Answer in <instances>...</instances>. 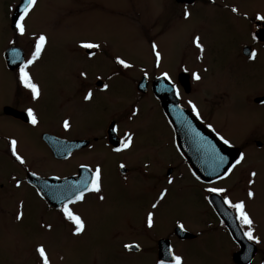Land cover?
<instances>
[{
  "label": "flooded vegetation",
  "instance_id": "af4514ba",
  "mask_svg": "<svg viewBox=\"0 0 264 264\" xmlns=\"http://www.w3.org/2000/svg\"><path fill=\"white\" fill-rule=\"evenodd\" d=\"M21 2L22 0H18L17 3L13 4L12 13L19 7ZM85 3H83L82 9L85 7ZM169 4L171 6V10L168 11L169 17L175 18L176 21L183 20L185 8L191 12L190 24H188L190 27L189 33H187V38L183 44V60L186 62L189 59L188 65L183 62L172 71L165 66L157 68L155 67V57L153 56V68L146 69L147 76L144 75L143 69L133 73H126L121 70L122 66L114 62V57L109 56L107 51L102 47L100 50H93L97 51V55L93 60H88L85 56L86 50L81 49L79 44L81 41H96L77 38L69 44L68 57L65 59L62 67L57 70L58 77L54 86L57 96L52 94V87L46 79L48 70L45 68V65L41 64L45 57L42 56V59L31 67V75L34 81L41 86L42 90V99L39 102L32 101L29 92L18 83L17 64L12 62L14 54L12 57L9 54V59L5 58V53L9 50L12 51L13 47L20 51L17 63L19 59L30 56L35 43V37L31 35L19 37L15 32V24H7L11 29L13 37L3 47V53L0 58V63L2 64L0 72V158L8 159L15 167L11 175L4 178L0 177V189L4 186H10L12 189H15L16 180L13 179L15 177L21 181V187L34 192L45 207L57 216L54 221L71 224L62 218V214L59 211L60 207L56 209L49 207L47 200L42 196L38 188L26 181V176L30 175L40 182L63 181L67 179L73 181L75 178L78 181L90 175V173L80 169L81 164H88L94 168L99 163L104 170L109 169L110 171L109 176L103 172L102 194L106 199H109L111 191L115 189L111 180L116 177L120 184L117 187L125 190L117 199L123 198V204L130 206L132 210L129 217L131 221L128 220L126 224L125 222H119L110 225L112 226L110 234L116 236L121 231H125L130 236L148 238L149 235H146V230H149L146 228V214L151 208L143 207L140 204V201L145 199L147 190L148 172H145L147 168L144 167L147 164V160L140 162V164H137L135 161L139 154L136 150L139 144L140 149H142L143 141L141 138H135L134 147L130 151L115 153L112 149L118 146V136L122 138L124 132L135 131V133L139 134L142 132L139 128L143 124L149 123L151 126L152 114L156 110V113L164 124L167 125L170 132L167 145L171 149V153H168L162 161H158L155 164L154 172H156L157 183L167 184L168 177L172 176L175 181L174 187L178 189L175 193L179 197H187L189 189L197 188L201 193L205 209L202 213L194 214L193 218H196L193 219L190 225H186L187 231L185 233H188L189 237L184 239H179L176 235V222L171 226H167L156 219V222L159 221L160 224L157 225L155 223V228L151 230L158 238L154 240V249L148 248L147 250L150 251L149 253H154L157 264L159 259L158 244L160 241L168 242V245L174 247L176 253L179 254L181 251L178 249V245L190 246L198 241L216 239L218 234H221L226 237L228 244L234 248L227 264H234L233 256L240 250V245L231 236L226 223L224 222L222 225V220L214 213L211 204L208 203V199L214 194L207 193L205 188L209 186L226 187L229 190L228 195L230 196V191L233 190L232 187L236 185L238 186L237 189H239L243 186V181L247 176H250L251 171H254V164L257 162L256 159L259 158V154H264V132L254 131V129L249 131L248 129L250 123L255 122L254 115H257L260 110L264 113V91L262 93H253V81L244 74V71L248 73L252 68L257 66L264 67V30H258L254 26V19L249 21V24L246 26L238 24V21L235 22L236 24H227L225 18L228 14L234 19L241 17V15L231 12V8L233 6L237 7V5L229 4L227 0H215V2L213 0H169ZM194 17H198V22H203L204 24H192L194 23ZM254 31H258V43L251 39V33ZM196 35L202 37V42L206 48L203 60L197 58L199 50L192 43ZM12 40H16L14 46L10 44ZM153 40L160 45L158 39L152 37L150 40L147 39V47L150 49ZM218 42L221 43L223 50L232 51L231 56L234 57L237 65V79H227L221 74H213L207 66L205 61L206 53ZM251 50L258 52L256 61H251L248 58ZM211 55L214 56L215 53L212 52ZM99 57L107 60L110 65L109 68L104 69L105 73H94L88 75L87 79L80 77L79 73L81 71L88 72L89 70L86 66L96 59L98 60ZM184 68H187L188 71H183ZM165 71L172 76L180 88L181 97L179 99H177L173 91L169 90L170 85L168 81L162 78V73ZM193 72H198L202 79L200 81L194 80L192 76ZM97 76H102L103 80H98ZM109 77H112V79H109ZM103 83L110 84V91L113 92L112 95L109 92L104 93L100 91ZM127 84L128 88L125 96L131 95L134 97V101H130V105L128 103L115 117H109L107 121L102 123H99L98 120L92 128H86L83 124L84 109L100 107L104 98H109L112 106L122 101L125 102L126 99L124 96L121 97L120 93L123 94ZM89 88L95 93V98L92 102L83 100V96ZM228 91L237 92L236 95L239 103H242V108L238 111V115L247 124L244 135H238L237 132L229 131L227 128V124H230L229 117L232 106V98L226 93ZM52 98H55L60 106H68L69 111L62 117H56L53 114L51 110ZM189 100L197 105L201 119H198L192 112L191 107L187 103ZM28 107H33L37 111L40 123L36 127L28 123L26 113V108ZM133 107H138L140 113L138 117L130 120L129 116ZM180 118L184 121L181 130L189 149V161L182 156L176 143V133L172 120ZM64 119L70 120L72 125L70 131L63 129L62 124ZM114 122L120 126L119 134L111 131ZM209 124L213 125L215 132L208 128ZM216 133L229 139L232 146L224 145ZM238 137L241 140L239 143L233 140V138L236 139ZM13 138L18 141L19 154L23 157L24 155L32 157L30 159L31 164L35 163V158L38 160V163L36 162L35 164L40 165L42 163L38 158L42 157L40 152L43 150L48 160L53 161L51 166L59 168V170L49 171L50 173L45 174L47 171L45 172L42 168H31L28 167V164L21 165L10 154L9 141ZM212 138L227 147L231 155L235 156L234 160L239 157L240 152H244L246 155L243 165L239 166L228 179L218 181L215 184H209L207 181H216L217 177L214 178L211 173L213 166L217 167L220 165L218 155L222 154L217 153L215 156H212ZM53 141L76 142L77 144L75 149H60L56 153L49 146V143ZM158 144L159 142L155 140V146L152 149L154 152H156ZM32 151L34 154H30V156L29 152ZM68 153H71V155H68ZM120 163H125L127 168L120 169ZM68 165L72 166L73 169L69 173H63L62 170L66 169ZM33 172L37 173V175L32 176L31 173ZM193 173L200 176L206 183L197 181ZM125 176H127V180L124 179ZM55 177H61V179L57 180ZM131 177H140L144 187L137 189L133 186H126V184L130 183ZM236 177H240V181H232ZM181 180L183 182L179 186ZM134 183L138 182L134 181ZM91 197L97 201L99 200L95 193H89L86 196L87 199ZM82 204L73 205L74 211L78 214H80V211L77 208ZM229 210L234 217V210ZM194 223H198L199 225L195 226ZM236 225L242 233V229L238 226L237 222ZM254 227L255 235L259 237L255 220ZM246 241L255 248V255L249 264H261L258 257L260 252L264 251V242L255 244L247 239ZM125 244H138V242L137 240L130 239L122 244L123 251L129 255L143 254L144 252L146 255L148 254L143 247H141V251L134 249L132 252H128L124 248ZM187 251L190 252V250L183 248V255Z\"/></svg>",
  "mask_w": 264,
  "mask_h": 264
},
{
  "label": "rangeland",
  "instance_id": "374dc122",
  "mask_svg": "<svg viewBox=\"0 0 264 264\" xmlns=\"http://www.w3.org/2000/svg\"><path fill=\"white\" fill-rule=\"evenodd\" d=\"M18 0H0V58L3 47L13 37L9 18L12 13V6ZM229 4H235L240 9L241 17L232 18L229 14L225 18L227 24H238L246 26L254 19L257 13H264V0H227ZM86 2V3H85ZM85 7L82 9V5ZM108 8V9H107ZM171 6L169 0H38L37 6L30 13L27 19V35L36 37L44 34L48 37V45L45 49L42 65L48 70L46 79L51 85V92L57 96L54 86L58 77L57 70L60 69L68 57L69 44L77 38L94 40L101 44L109 56H121L131 62L134 67L123 69L126 73H133L141 69L153 68V56L150 48L147 47V39L156 37L160 42L159 50L162 53L161 66L175 69L185 62L183 60V44L189 33L190 20L176 21L169 17ZM243 13H247L249 19L243 18ZM175 20V21H174ZM192 24L199 23L198 17H194ZM156 24V25H154ZM184 24V25H182ZM164 33V35H163ZM160 38V39H159ZM164 39V40H163ZM173 40V42H172ZM5 52V51H4ZM215 53L214 56L211 53ZM232 51H225L221 43H216L206 53L205 61L213 74L237 79V65L231 56ZM46 61V62H45ZM1 62V61H0ZM40 64V65H41ZM189 64V59L185 62ZM110 65L104 58H98L91 62L86 68L88 75L94 73L104 74ZM2 64L0 63V72ZM253 81L252 92L262 93L264 91V67L257 66L248 73L244 71ZM128 84L125 86L123 94L120 96L126 99L125 102L112 106L109 98H104L103 103L98 108H86L83 111L84 126L92 128L99 120V123L107 121L109 117H115L120 113L134 97L126 95ZM251 92V93H252ZM232 98L231 113L227 128L235 131L238 135H244L247 124L238 115L242 108V103L236 95L237 92H226ZM112 95L113 92L109 91ZM55 98L51 99V110L56 117L65 115L69 108L62 105L58 107ZM229 111V112H230ZM151 126L149 123L143 124L139 134L135 133V138H141L143 147L140 144L137 148L138 156L135 159L137 164L147 160L148 182L146 183L145 199L140 201L143 207L151 208V204L158 197L159 192L164 188H169V195L162 206L157 210L156 219L162 224L171 226L177 220H182L186 225L193 221L194 214L204 212L205 206L202 202L200 191L189 189L187 197L176 196L178 190L174 185L157 183L155 176V164L162 161L168 153H171L167 142L170 132L167 125L160 119L156 110L152 114ZM255 122L250 123L249 131L264 132V113L260 110L254 115ZM249 123V121H248ZM138 130V129H137ZM155 140L159 142L156 152L152 150ZM233 140L241 142L240 138ZM34 154V152H29ZM42 161L40 165L35 158V163L31 164L32 157L25 156L26 164L31 168H42L47 174L49 171L59 170L53 168L45 152L41 150ZM31 156V155H30ZM264 154L260 153L257 162L254 164V171L257 172L255 184L252 190L256 193L254 199H248L247 189L250 176L243 181L242 187L234 185L230 191L233 201L244 200L247 211L255 220L259 238L264 242ZM90 159V158H89ZM15 165L8 159L0 158V177L4 178L13 173ZM73 169L68 165L63 173H69ZM105 175H110L109 169L103 168ZM62 176V175H60ZM240 181L236 177L232 181ZM137 181L138 183H134ZM10 182V181H9ZM8 182V183H9ZM113 189L109 199L97 201L94 198L85 199L83 204L77 208L81 217L85 220L86 231L81 236H73V225L67 222L54 221L57 217L50 212L45 205L37 198L31 190L27 188H15L10 186L0 189V264H41L35 249L38 245L44 244L48 252L51 264H156L154 253H149V249H154V240L158 236L152 230H146L148 238L143 236H130L127 232L121 231L112 236L113 224L119 222L127 223L130 220V206L123 204V198L117 199L125 190L117 186L119 180L114 177ZM128 187L142 188L144 184L140 177H131ZM183 181L181 180L179 186ZM12 183V182H11ZM186 183V182H185ZM23 201L24 218L22 221L15 219L20 209V202ZM131 221V220H130ZM157 221L156 224H160ZM51 224L49 231L42 225ZM124 225V224H123ZM195 226L199 225L194 223ZM152 234V236H150ZM137 240L147 251L143 254L129 255L122 249V244L128 240ZM260 243V244H261ZM183 248L190 250L183 255ZM179 253L184 257V264H227L232 255L233 247L228 244L225 236L218 234L216 239L208 241H198L190 246L178 245ZM258 260L264 263V251L260 252Z\"/></svg>",
  "mask_w": 264,
  "mask_h": 264
},
{
  "label": "snow or ice",
  "instance_id": "6c2138e0",
  "mask_svg": "<svg viewBox=\"0 0 264 264\" xmlns=\"http://www.w3.org/2000/svg\"><path fill=\"white\" fill-rule=\"evenodd\" d=\"M215 2V0H213ZM38 0H22V7L19 8L18 13V19L15 21V32L19 37H24L27 35V19L30 17V13L34 10V8L37 6ZM231 12L237 15H241L240 9L236 6H233L231 8ZM191 17V12L188 11L187 8L183 11V19L189 20ZM243 18L245 20L249 19L247 13H243ZM254 26L258 30H264V13H257L253 20ZM251 39L253 41L259 42L258 40V31H254L251 33ZM48 43V37L44 34H40L35 37V43L33 46V50L30 54V56L19 59V62L17 63V58L20 56V51L13 47L12 51L14 53L13 57V63L17 64L18 73H17V80L18 83L26 89L30 94V99L34 102H39L42 99V90L41 86L36 83L31 75L30 69L33 65H35L39 60L42 59V56L45 52L46 45ZM192 43L195 45V47L199 50V56L197 57L199 60L204 59V54L206 51L205 45L202 42V37L200 35L194 36ZM11 45L16 44V40L10 41ZM79 47L81 49L86 50L85 56L88 60H93L96 55L97 51L93 50H100L101 44L91 41H81L79 44ZM151 51L154 54L155 57V67L159 68L161 66L162 62V53L159 50L158 44L153 40L151 42ZM251 61H256L258 58V52L256 50H251L248 57ZM114 62L122 66L123 69H131L134 67V65L127 61L126 59L122 58L121 56L114 57ZM183 71H188L187 68H184ZM206 71V69H205ZM80 77L87 79L88 73L87 71H81L79 73ZM144 75L147 76L148 73L146 70H144ZM192 76L194 80L200 81L202 79L201 75L198 72H193ZM162 78L168 81L170 85L171 91L174 92V95L179 99L181 97L180 88L176 84V82L173 80L172 76L167 72L162 73ZM98 80H103L102 76H97ZM109 79H112V77H109ZM110 84L109 83H103L100 91L107 93L110 91ZM95 98V93L92 89H88L86 93L83 96V100L86 102H92ZM189 106L192 109V112L195 114V116L198 119H201V114L199 109L197 108V105L189 100L187 102ZM26 113L28 117V123L36 127L39 125L40 120L38 118L37 111L33 107L26 108ZM140 113V109L138 107H133L131 110V114L129 116V119L131 120L134 117H138ZM63 129L65 131L71 130V122L68 119L63 120ZM208 128L211 129L213 132H215V128L213 125L209 124ZM111 131L113 133L119 134L120 132V126L117 123H113V126L111 128ZM219 140L222 141L224 145H227L231 147V142L229 139L225 138L223 135H220L219 133H216ZM10 144V154L12 157L15 158L16 161H18L21 165L26 164V160L23 156H21L18 152V141L16 139H11L9 141ZM135 144V133L133 131H126L123 134V137L118 136V146L113 148L112 151L115 153H122L126 151H130ZM68 155H71V153H68ZM246 160V155L244 152L239 153V157L234 160V162L229 163L228 158L224 155H218V161L220 165L228 164L229 166L226 167L221 174L217 175L216 181H207L209 184H215L218 181H223L228 179L234 171ZM145 168L149 167V165L145 164ZM120 169H126L127 165L125 163L119 164ZM80 169L90 173L89 176L84 177L83 179H80L76 182H74L67 190L71 191V195H67L64 197L63 201L61 202L59 211L62 214V218L68 222H70L73 225L72 235L73 236H81L86 231V223L85 220L79 215L76 211L73 209V205L83 203L86 199V196L89 193H95L98 196L99 201H104L106 197L102 194L103 193V168L102 166L97 163L94 168L91 167L88 164H81ZM32 176H36L37 173L33 172L31 173ZM193 176L197 181L200 183H206V181L202 180L200 176L196 175V173H193ZM257 176L256 171L250 172V178L248 180V189H247V197L248 199H254L256 193L252 190V185L255 184V178ZM14 180H16L15 187L20 188L21 187V181L13 177ZM55 179L59 180L61 177H55ZM125 180H127V176L124 177ZM174 178L172 176H169L167 179L168 185H174ZM205 191L209 194H214L216 196H219L222 198L223 205L227 206L228 209H232L235 212L234 219L237 222L238 226L242 229V235L251 242H254L255 244H260L262 241L258 236L255 235V227H254V220L247 211V205L244 200H238L233 201V199L228 195V188L226 187H216V186H209L205 188ZM169 195V188L164 187L158 194V197L155 199V201L151 204V210L147 212L146 214V228L151 230L155 228L156 223V215L157 210L162 206L163 202L166 201V198ZM208 203L211 204L213 201L211 199H208ZM20 211L17 213L15 219L17 221H22L24 218V212H23V201L20 202ZM224 221H221V224L223 225ZM42 227L46 228L47 230H52L51 224H45L42 225ZM176 229L180 232H186L187 228L185 226V223L182 220L176 221ZM124 248L128 252H132L134 249L136 251H141L140 244H125ZM36 253L38 254V257L41 261V264H51V260L49 258L48 252L46 251V248L44 244H40L35 249ZM167 259L160 258L157 261V264H184V257L180 254L176 253V250L174 247L169 245L167 247L166 251Z\"/></svg>",
  "mask_w": 264,
  "mask_h": 264
},
{
  "label": "water",
  "instance_id": "95a60500",
  "mask_svg": "<svg viewBox=\"0 0 264 264\" xmlns=\"http://www.w3.org/2000/svg\"><path fill=\"white\" fill-rule=\"evenodd\" d=\"M22 2L19 5V7L15 10L12 18H11V24H15V21L18 19V13L19 8L22 7ZM11 54L10 57L13 56V51H7L5 53V58H8V55ZM9 59V58H8ZM175 133H176V143L179 147L180 153L183 157H185L189 161V149L187 147L186 139L182 136V126L184 125V121L182 118L172 120ZM184 132V131H183ZM212 145H211V154L212 156H215V154L220 153L222 155L227 156L229 163H231L235 156L231 155V152L225 147L224 145H221L219 141H216V139H211ZM192 142L191 140H189ZM209 141V139H208ZM185 143V144H184ZM76 142L75 143H65V142H59V141H53L49 143V146L53 152L59 151L60 149H75L76 148ZM228 164L224 165H218L217 167L213 166V170L211 175L216 178L218 174H221L223 170L228 167ZM26 181L35 187L38 188L39 192L42 194V196L47 200L49 206L53 209H56L60 207L61 202L63 201L64 197L67 195H71V191H68L67 189L77 181V178L71 180H63V181H42L40 182L37 179H34L30 175L26 176ZM44 189V190H43ZM210 198L213 203H211V206L215 213L219 216L221 220H223L226 223V226L233 237V239L240 245V250L234 254L233 256V262L234 264H249L252 260L253 256L255 255V248L250 245L246 239L243 237L241 231L236 225V222L234 220L233 214L230 210L227 209L225 205L222 203V199L219 196L211 195ZM176 235L179 237V239H184L186 237H189L188 233L176 231ZM168 242L166 241H160L158 244V254L159 259L165 258L167 259L166 251L168 247Z\"/></svg>",
  "mask_w": 264,
  "mask_h": 264
}]
</instances>
